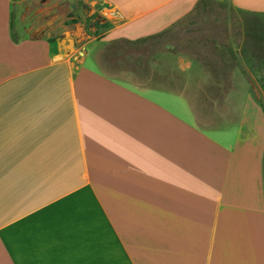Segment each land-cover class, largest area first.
<instances>
[{
  "label": "crops",
  "instance_id": "obj_1",
  "mask_svg": "<svg viewBox=\"0 0 264 264\" xmlns=\"http://www.w3.org/2000/svg\"><path fill=\"white\" fill-rule=\"evenodd\" d=\"M84 1L101 40H137L226 0ZM68 2L0 0V264H264L263 148L77 68L51 33Z\"/></svg>",
  "mask_w": 264,
  "mask_h": 264
},
{
  "label": "rangeland",
  "instance_id": "obj_2",
  "mask_svg": "<svg viewBox=\"0 0 264 264\" xmlns=\"http://www.w3.org/2000/svg\"><path fill=\"white\" fill-rule=\"evenodd\" d=\"M101 8L84 0L60 7L64 23L51 33L77 68L153 97L162 91L168 107L216 141L239 138L264 151V12L212 2L138 48L127 39L101 40L109 29Z\"/></svg>",
  "mask_w": 264,
  "mask_h": 264
},
{
  "label": "trees",
  "instance_id": "obj_3",
  "mask_svg": "<svg viewBox=\"0 0 264 264\" xmlns=\"http://www.w3.org/2000/svg\"><path fill=\"white\" fill-rule=\"evenodd\" d=\"M199 5L201 6L202 2ZM104 26L109 28L111 26V24L106 22L104 24ZM13 27H14V14H11V34L12 35L14 34ZM170 31L171 30H165V31H162V32L154 34V35H150V36H146V37H143V38H139L137 40H129L127 42H130V43H132L133 45H135V46H137L139 48L140 46L146 44L147 42H149L151 40L162 38L163 36H165ZM118 41H119V39L112 40V42H115V43H118ZM138 62H140V59L138 60ZM144 63H146V62L144 61Z\"/></svg>",
  "mask_w": 264,
  "mask_h": 264
}]
</instances>
